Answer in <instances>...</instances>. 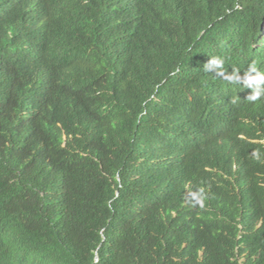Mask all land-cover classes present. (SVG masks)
Returning a JSON list of instances; mask_svg holds the SVG:
<instances>
[{"label":"trees","instance_id":"obj_1","mask_svg":"<svg viewBox=\"0 0 264 264\" xmlns=\"http://www.w3.org/2000/svg\"><path fill=\"white\" fill-rule=\"evenodd\" d=\"M263 30L264 0H0V264H264Z\"/></svg>","mask_w":264,"mask_h":264},{"label":"clouds","instance_id":"obj_2","mask_svg":"<svg viewBox=\"0 0 264 264\" xmlns=\"http://www.w3.org/2000/svg\"><path fill=\"white\" fill-rule=\"evenodd\" d=\"M264 32V30H263ZM221 65V61L217 59H212L206 66V70H212L213 68H219ZM260 82H264V73H258L255 77H249L247 83L249 84H257ZM260 96V92L257 91L255 95L251 97L252 100H257Z\"/></svg>","mask_w":264,"mask_h":264}]
</instances>
